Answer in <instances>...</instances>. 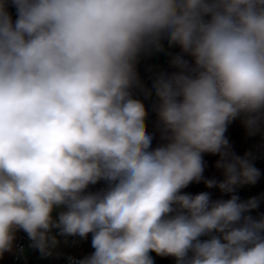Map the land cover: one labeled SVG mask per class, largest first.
<instances>
[{
  "label": "clouds",
  "instance_id": "9594fccd",
  "mask_svg": "<svg viewBox=\"0 0 264 264\" xmlns=\"http://www.w3.org/2000/svg\"><path fill=\"white\" fill-rule=\"evenodd\" d=\"M164 41L178 71L148 88L137 66ZM237 119L264 129V0H0V256L22 230L42 257L91 234L69 264H264L260 198L235 194L261 176L225 135Z\"/></svg>",
  "mask_w": 264,
  "mask_h": 264
},
{
  "label": "crops",
  "instance_id": "0c3cea01",
  "mask_svg": "<svg viewBox=\"0 0 264 264\" xmlns=\"http://www.w3.org/2000/svg\"><path fill=\"white\" fill-rule=\"evenodd\" d=\"M163 43L166 49L165 52H154L151 55L142 56L137 66L141 80L148 88H151L154 74L157 72H162V62L165 59L168 49L167 41H164ZM137 97L144 100L143 96L139 93H137ZM153 102L154 97L150 100H144L148 114L153 110ZM234 122L235 124L232 126L230 131L226 132V137L232 145L233 151L236 153V155L242 157L245 155V153H250L247 146V141L251 140L259 145L258 154L252 156L254 157V165L257 162L259 154L261 153H263L262 162L264 164V150L261 152V146L264 145L263 130L261 133H257L256 135H249L239 119L235 120ZM206 178H216L219 181L223 179V175L221 170H218L214 164L211 173ZM207 191L211 194L212 199H228L231 195L221 193L218 188H207ZM235 194L238 195L241 200L259 197V208L253 210L251 215L257 217L260 214H264V175L260 176L258 182L253 188L249 189L247 186L239 187L236 189ZM53 234H55V231ZM15 236L16 238L14 243L18 240V238H24L25 243L23 251L17 255H13V250L10 252H5L2 256H0V264H64V261L67 260L68 257L78 256L82 259L94 251V249L91 247V234L88 235L87 239H82L76 236H57L59 244L55 249H53V254L47 257H42L38 250L30 247L31 241L27 237L26 233L22 230H18Z\"/></svg>",
  "mask_w": 264,
  "mask_h": 264
},
{
  "label": "trees",
  "instance_id": "16d2710c",
  "mask_svg": "<svg viewBox=\"0 0 264 264\" xmlns=\"http://www.w3.org/2000/svg\"><path fill=\"white\" fill-rule=\"evenodd\" d=\"M11 16H12L13 21H15L17 18L15 8L12 9ZM179 51H180V49L178 47H173V48L168 47L165 59L162 62V72H167V73L171 74L172 72L178 71V69L170 66L169 61H170L171 57L168 55V52L179 53ZM185 58L191 60L190 57L186 56ZM156 122H157V115L152 110L149 112L148 117H147V126H148L149 131L154 133V136H155V138L153 139V147H155L158 143H160L159 134L156 132ZM225 135H226V133H225ZM218 158H219L218 155L204 154V161L206 163V168H205V172H204L205 177H207L211 173L213 166H214V164ZM102 187H104V182L101 181L97 185L92 186L91 190L96 191ZM183 191L195 195V194H198L200 192L207 191V188L205 187V185L203 183H192ZM153 259H154L155 264H175V262L172 258L159 257V256H156L155 253L153 254Z\"/></svg>",
  "mask_w": 264,
  "mask_h": 264
},
{
  "label": "built area",
  "instance_id": "2783aa9c",
  "mask_svg": "<svg viewBox=\"0 0 264 264\" xmlns=\"http://www.w3.org/2000/svg\"><path fill=\"white\" fill-rule=\"evenodd\" d=\"M247 146H248L249 151H250L252 156L258 154L259 145L257 143L249 140V141H247ZM262 156H263V153L259 154V157L257 159L255 167L260 170L261 175H264V164L262 162ZM245 186H247L249 189H251L255 185H245ZM24 243H25V240L23 237L18 238V240L14 243V246H13V255H17V254L21 253V249H24ZM73 258H75L77 260L81 259L78 256H73ZM64 264H69V260L68 259L65 260Z\"/></svg>",
  "mask_w": 264,
  "mask_h": 264
},
{
  "label": "rangeland",
  "instance_id": "374dc122",
  "mask_svg": "<svg viewBox=\"0 0 264 264\" xmlns=\"http://www.w3.org/2000/svg\"><path fill=\"white\" fill-rule=\"evenodd\" d=\"M14 7H12L11 5H9V7H8V11H9V13L11 14V12H12V9H13ZM147 123V122H146ZM235 124V122L233 121L229 126H228V130H227V132H229L230 131V129L232 128V126ZM263 130V132H264V129H262ZM264 150V145L263 146H261V152ZM154 253H151V255H153Z\"/></svg>",
  "mask_w": 264,
  "mask_h": 264
}]
</instances>
